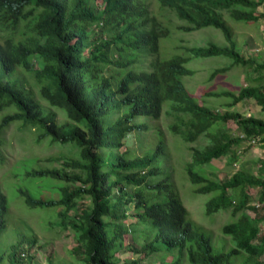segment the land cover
Wrapping results in <instances>:
<instances>
[{"label":"trees","instance_id":"obj_1","mask_svg":"<svg viewBox=\"0 0 264 264\" xmlns=\"http://www.w3.org/2000/svg\"><path fill=\"white\" fill-rule=\"evenodd\" d=\"M263 5L264 0H0V144L4 130L15 124L36 145L70 148L42 160L47 165L37 159L24 169V179L54 185L57 200L16 191L31 210L57 209L58 227L76 243L73 264H264V158L250 165L241 161L246 144L264 150V119L218 113L183 84L194 73L186 67L192 59L225 58L228 67L258 78L248 76L249 85L237 94L205 96L227 99L228 108L252 101L264 112V61L240 53L230 24L264 20L258 12ZM154 7L182 23L176 30L213 29L225 43L208 42L188 49V56L162 59L160 41L173 26ZM57 110L63 120H57ZM164 118L166 130L160 125ZM202 138L208 140L204 146H188ZM184 146L189 160L183 175L192 194L208 198L205 216L232 217L221 239L190 218L180 197L171 148L183 153ZM225 158L238 169L219 178L210 166ZM251 189L258 191L254 206ZM9 207L0 185V241L8 233ZM35 240L20 235L6 256L0 254V264H22L16 253Z\"/></svg>","mask_w":264,"mask_h":264},{"label":"rangeland","instance_id":"obj_2","mask_svg":"<svg viewBox=\"0 0 264 264\" xmlns=\"http://www.w3.org/2000/svg\"><path fill=\"white\" fill-rule=\"evenodd\" d=\"M155 14L162 20L168 19L171 25V34L160 41V56L162 59L170 58L173 55L188 56V49L194 47L205 46L208 42L223 45L225 39L220 32L213 29H203L192 33H183L176 30L182 25L178 19L168 10H155ZM260 14H264V5L258 9ZM165 21V20H164ZM234 27L237 44L240 53L245 58H254L257 62L264 61V20H260L257 24L251 25H236L230 22ZM229 62L225 58H196L192 59L186 67L194 73L191 77H185L183 84L191 95L196 97L204 105L210 107L218 113L226 111L238 112L244 116H250L264 119V112L256 107L252 101H246L237 104L233 108H228L226 105L229 102L225 98H215L205 96L208 93L232 92L237 94L240 88L249 85L248 76L257 79V74H248L243 68L228 67ZM227 67V71L210 78L211 73L216 69ZM210 78V79H209ZM264 85V76L260 80ZM57 120L63 116L57 110ZM167 120L164 118L161 121L162 129L166 130ZM232 131L235 129L231 123L227 126ZM32 131V130H31ZM167 138L171 142L172 137L167 133ZM2 144H0V185L6 194L10 203V223L8 233L3 236L0 242H3L0 247V254L6 256L10 251V245L15 244L20 239V235L33 234L36 240L33 244L26 243L21 249L24 252L17 254V259L22 264H73V248L76 243L73 235L69 231H61L58 227L57 209L53 210H31L27 208L22 198L18 196V189L27 190L34 198L42 200H57L58 194L48 181H28L24 179V169L33 167L35 161L41 160V165L44 159L54 155L59 150L67 152L70 148L63 147H47L46 143L36 145L30 136L29 132L20 130L17 125H10L4 130L2 136ZM25 139V141H23ZM206 138H202L193 147L204 146L207 143ZM249 144L242 146V162L252 164L260 158H264V150L261 147H248ZM183 153L177 152L171 148V163L176 169V181L180 197L184 201L185 207L189 211L190 218L202 226L205 231L211 233L214 239H221V228L226 223L232 221V217L228 212H221L212 216H205L204 207L208 200L205 196H197L192 194L191 185L188 184L183 175V164L189 160L187 151L188 147H183ZM240 151V150H239ZM227 158L223 160L213 161L211 170L217 174L219 178H228L233 172L238 169V166H228ZM37 164V163H36ZM35 164V165H36ZM182 185V186H181ZM251 195L255 198L250 202L249 206H254L257 202L256 189L250 190ZM247 214L253 217V213L247 210ZM261 230L264 232V224L261 225ZM18 234V235H17ZM23 239V238H22ZM20 257V259H19ZM76 259V258H75ZM147 260L146 263L159 264L158 260ZM171 257H166V261H170ZM186 264V262H183Z\"/></svg>","mask_w":264,"mask_h":264}]
</instances>
